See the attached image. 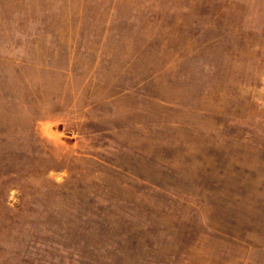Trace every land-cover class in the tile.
I'll use <instances>...</instances> for the list:
<instances>
[{
    "label": "rangeland",
    "instance_id": "obj_1",
    "mask_svg": "<svg viewBox=\"0 0 264 264\" xmlns=\"http://www.w3.org/2000/svg\"><path fill=\"white\" fill-rule=\"evenodd\" d=\"M0 264H264V0H0Z\"/></svg>",
    "mask_w": 264,
    "mask_h": 264
}]
</instances>
